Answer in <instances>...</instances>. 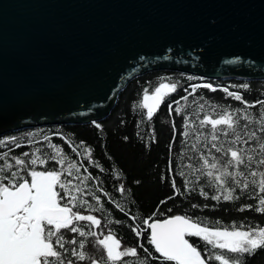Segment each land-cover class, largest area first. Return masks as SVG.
<instances>
[{
	"label": "water",
	"instance_id": "water-1",
	"mask_svg": "<svg viewBox=\"0 0 264 264\" xmlns=\"http://www.w3.org/2000/svg\"><path fill=\"white\" fill-rule=\"evenodd\" d=\"M160 71L264 80V0H0V137L102 121Z\"/></svg>",
	"mask_w": 264,
	"mask_h": 264
},
{
	"label": "trees",
	"instance_id": "trees-1",
	"mask_svg": "<svg viewBox=\"0 0 264 264\" xmlns=\"http://www.w3.org/2000/svg\"><path fill=\"white\" fill-rule=\"evenodd\" d=\"M161 83H176L177 89L163 96L149 120L147 110L142 107L143 97L152 93ZM203 84H210L216 90L198 87L192 93L193 86ZM241 85H247V88ZM223 89L241 95L248 104L256 106L246 108L243 103L228 97ZM185 96L187 100L182 99ZM258 100L264 101V80L208 81L180 73L152 72L132 80L118 94L113 109L104 120L86 125L41 127L6 134L0 137V140L8 141L0 145V155L8 152L9 158L19 157L26 162L34 155L40 156L45 164H37L35 170L61 171L62 179L66 182L71 180L72 185H79L81 192L77 194L73 188V194L87 203L74 211L95 215L102 221L98 232L107 234L111 230L124 247L137 248L139 258H125L124 264H141V261L143 264H161L162 258L148 242L149 230L143 225V220L149 217H152L151 223L174 215H187L197 222H203L205 226L219 229L241 224L264 227V214L253 210L258 198H250L249 192L241 193L237 189L239 198L228 202L210 199L211 195L219 193L208 185L206 177H200L197 181V177L185 167L189 163L187 157L193 155L191 145L195 137L182 135L187 130L184 127L185 118L197 122V113L203 115L213 111L210 105L230 110L239 108L258 119L264 112V106L256 103ZM200 105H204L203 111ZM176 108L181 109L180 114H177ZM249 128L256 130L258 125L253 123ZM199 147L201 152L208 154L211 144L203 141ZM55 148L60 150L64 158L63 165L57 163L60 157L52 158ZM85 149L90 151V155ZM24 153H28V156H24ZM3 162L0 159V164ZM9 162L14 164V159ZM69 163L76 165L79 172L73 168L72 176H69ZM32 167L26 163L23 169L14 166L12 171L19 170L21 176L30 179L27 172ZM170 168L173 171L170 172ZM181 172L185 175L182 176ZM2 175L4 173H0ZM186 179L196 181L194 192L185 191ZM172 181L176 182L180 194H176L172 188ZM121 187L123 192L120 191ZM201 191H206L209 198L205 199ZM66 201L65 196L62 202ZM192 204L200 207L193 208ZM89 208L96 210L89 211ZM241 208L244 210L241 211ZM134 227L140 229V236L132 231ZM63 234L77 241L83 239L76 233L64 231ZM96 239L87 238L85 251L89 256L100 258L104 253L98 246L93 247ZM187 239L201 251L208 264H218L209 258V253L220 254V250L211 249L197 237ZM163 264L174 262L164 261ZM247 264H264V249L255 257L248 258Z\"/></svg>",
	"mask_w": 264,
	"mask_h": 264
},
{
	"label": "snow or ice",
	"instance_id": "snow-or-ice-1",
	"mask_svg": "<svg viewBox=\"0 0 264 264\" xmlns=\"http://www.w3.org/2000/svg\"><path fill=\"white\" fill-rule=\"evenodd\" d=\"M198 87L216 90L210 84H203L193 86L192 93ZM241 87L247 88V85ZM176 89V83H161L151 97L147 94L144 96L142 107L147 110L149 120L154 115V109L162 102L165 95L162 90L171 93ZM223 90L228 97L243 103L246 108L256 106L248 104L235 92ZM149 99L153 103L150 104ZM182 99L187 100V96ZM175 103L179 104V101ZM256 103L264 106L262 100ZM210 107L213 111L209 114L197 113V122L185 118L184 127L187 130L182 135L195 137V142L191 145L193 155L187 157L189 163L185 167L197 177V181L200 177H206L208 185L219 193L211 195L210 199L218 202L236 200L239 198L236 194L239 189L241 193L249 192L250 198L257 197L258 203L253 210L264 214V112L258 119H254L239 108L230 110L219 106ZM203 108L204 105H200L202 111ZM169 109L171 112V104ZM175 111L177 114L181 113L180 108ZM241 121L244 123L241 124ZM253 123L258 125L256 130L249 128ZM204 129L207 131H203ZM203 141L211 144L208 154L201 152L199 147ZM7 142L0 140V145ZM23 155L28 156V153ZM56 157H60L57 163H65L58 148H55V156L52 158ZM0 159L4 161L0 164V173H4L0 176V264H84L85 261L88 264H124L125 258H139L137 248L124 247L111 230L107 234L98 232L101 219L92 214H82L79 210L74 211L87 203L78 199L77 194L81 192L79 185H72L71 180L66 182L62 179L61 171L35 170L37 164H45L40 156L34 155L26 162L19 157L9 158L8 152H4ZM10 159H14V164L9 162ZM26 163L33 166L27 172L30 180L21 176L19 170L12 171L14 166L23 169ZM73 168L79 172L76 165L69 163V176H72ZM169 171L173 170L170 168ZM180 174L185 175L183 172ZM195 183L196 181L186 179L185 191L194 192ZM190 184L192 187H189ZM73 188L77 194H73ZM172 188L176 194H180L175 181H172ZM120 191H124L123 187ZM200 194L205 199L209 198L206 191H201ZM65 196L67 201L62 202ZM192 207L200 205L192 204ZM240 210L243 211L244 208ZM150 220L152 217L143 220V225L150 230L148 242L162 258L161 264L164 261L174 264H208L201 251L186 237H197L211 249L220 250V254L209 253V258L218 264H247L248 258L255 257L264 249V227L261 226L241 224L223 229L212 228L187 215H174L151 223ZM64 231L76 233L83 239L77 241L75 238H66ZM132 231L137 236L142 234L139 228L134 227ZM88 237H97L93 247L98 246L103 250L102 257L94 258L86 253L85 241ZM66 245L76 247L69 248Z\"/></svg>",
	"mask_w": 264,
	"mask_h": 264
},
{
	"label": "rangeland",
	"instance_id": "rangeland-1",
	"mask_svg": "<svg viewBox=\"0 0 264 264\" xmlns=\"http://www.w3.org/2000/svg\"><path fill=\"white\" fill-rule=\"evenodd\" d=\"M157 88V87H156ZM163 92H165V95L166 94H168L167 92H166V90H162ZM154 92H155V89H154V91L152 92V93H150V94H147L149 97H151L153 94H154ZM164 96V95H163ZM143 102H144V97H143ZM150 104L151 103H153V101L151 100V99H149V101H148ZM155 110V109H154Z\"/></svg>",
	"mask_w": 264,
	"mask_h": 264
},
{
	"label": "flooded vegetation",
	"instance_id": "flooded-vegetation-1",
	"mask_svg": "<svg viewBox=\"0 0 264 264\" xmlns=\"http://www.w3.org/2000/svg\"><path fill=\"white\" fill-rule=\"evenodd\" d=\"M30 180V179H29Z\"/></svg>",
	"mask_w": 264,
	"mask_h": 264
}]
</instances>
